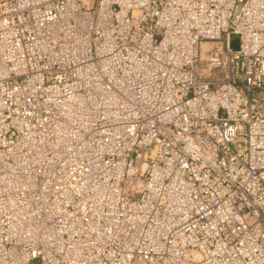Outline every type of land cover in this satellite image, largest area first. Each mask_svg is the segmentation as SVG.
Wrapping results in <instances>:
<instances>
[{"label": "built area", "instance_id": "built-area-1", "mask_svg": "<svg viewBox=\"0 0 264 264\" xmlns=\"http://www.w3.org/2000/svg\"><path fill=\"white\" fill-rule=\"evenodd\" d=\"M0 264H264V0H0Z\"/></svg>", "mask_w": 264, "mask_h": 264}, {"label": "water", "instance_id": "water-1", "mask_svg": "<svg viewBox=\"0 0 264 264\" xmlns=\"http://www.w3.org/2000/svg\"><path fill=\"white\" fill-rule=\"evenodd\" d=\"M240 36L238 33H233L231 35V47L237 49L239 47Z\"/></svg>", "mask_w": 264, "mask_h": 264}]
</instances>
